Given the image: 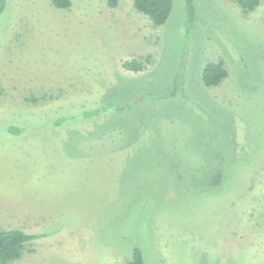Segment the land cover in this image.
<instances>
[{"label": "rangeland", "instance_id": "1", "mask_svg": "<svg viewBox=\"0 0 264 264\" xmlns=\"http://www.w3.org/2000/svg\"><path fill=\"white\" fill-rule=\"evenodd\" d=\"M4 1L0 228L39 236L10 264H127L136 247L147 264H264V1L197 0L189 37L185 0L162 27L132 0ZM219 61L229 76L206 88ZM145 95L123 134L46 123Z\"/></svg>", "mask_w": 264, "mask_h": 264}, {"label": "trees", "instance_id": "2", "mask_svg": "<svg viewBox=\"0 0 264 264\" xmlns=\"http://www.w3.org/2000/svg\"><path fill=\"white\" fill-rule=\"evenodd\" d=\"M110 8H116L120 0H106ZM175 0H132L134 8L141 14L146 15L155 27L164 26L171 17ZM239 5L245 14L256 11L264 0H230ZM51 2L59 9H69L72 5L71 0H51ZM6 3L0 0V16L5 9ZM197 0H185V36H191L197 23ZM152 63L151 56L141 58L140 60L126 61L123 67L127 71L139 73L144 71L149 64ZM229 76L223 61L208 62L200 68V79L206 88H213L221 85ZM115 91H111L112 93ZM147 95L138 99L127 102H108L105 98L100 101L99 106L83 110L84 102H74L66 105L62 109L57 108L53 116L46 119V123L54 126H73V125H89V127L102 128L99 131L88 133L92 137L106 136L122 128L114 126L119 116L127 114L132 110H136L146 101ZM47 98H43L46 100ZM54 100L55 98L51 97ZM33 103H37L36 98H31ZM92 101V99H90ZM93 102V101H92ZM78 104L65 114V110H69L71 106ZM98 104V103H97ZM96 104V105H97ZM95 105V106H96ZM105 123L104 125H102ZM20 126V127H19ZM104 126V127H103ZM8 129L13 133L22 131L19 123H9ZM264 223V218L259 220ZM39 238L38 235L29 234L22 230H2L0 228V264H10L20 260L27 249L33 245V242ZM127 264H147L143 251L136 247L133 249L130 261Z\"/></svg>", "mask_w": 264, "mask_h": 264}]
</instances>
